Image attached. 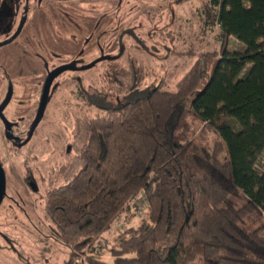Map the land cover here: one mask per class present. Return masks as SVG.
<instances>
[{"label": "trees", "instance_id": "16d2710c", "mask_svg": "<svg viewBox=\"0 0 264 264\" xmlns=\"http://www.w3.org/2000/svg\"><path fill=\"white\" fill-rule=\"evenodd\" d=\"M200 16L221 47L178 91L143 90L147 68L128 56L107 71L108 91L80 92L101 114L78 119L74 157L44 195L45 218L72 249L65 264H264V0H207ZM233 36L246 51H229ZM141 196L140 225L114 239L113 263L100 260L94 241ZM258 212L256 228L243 225Z\"/></svg>", "mask_w": 264, "mask_h": 264}, {"label": "rangeland", "instance_id": "374dc122", "mask_svg": "<svg viewBox=\"0 0 264 264\" xmlns=\"http://www.w3.org/2000/svg\"><path fill=\"white\" fill-rule=\"evenodd\" d=\"M50 1L45 0L42 11L36 9L34 0H2L0 7V102L11 94L7 113L9 118L20 123L23 142L29 137L36 118L44 76L67 61L74 62L77 67L86 66L101 51L107 48L108 52L112 51L111 38H117L118 46L121 45L117 46V54L120 55V48H123V62L133 56L147 68L143 90L161 87L163 91H178V84L200 56L219 51L221 47L217 37L219 29H203L200 13L207 0H190L183 4H176V0L72 3L73 6L100 7L96 14L86 15L63 13L62 10L50 12L47 8ZM114 28H117L116 35L111 37ZM43 35L59 38L60 45L53 47L58 54L46 52L42 46ZM81 37H88L89 41L82 46L85 52L80 55ZM173 49L185 52L184 57L170 54ZM246 49L244 43L231 37L230 52ZM14 53L19 62L16 70L11 68ZM189 53L194 56L189 57ZM104 65L107 64L98 65L92 71L59 76L52 86L37 133L22 148L20 156L15 158L7 149L0 150L6 168L4 196L0 175V264H65L68 261L72 249L59 239L54 226L45 218L44 195L57 171L74 157V148L70 156L66 148L73 144L78 119L101 114L98 108L86 106L80 91L109 90ZM120 65L127 68L128 63L127 66L126 63ZM214 65L215 62H210L208 68L212 70ZM224 167L230 169V165ZM263 169L264 157L259 164V170ZM60 183H63V177L57 182ZM234 198L226 204H231ZM132 204V212L121 213L110 231L94 241L97 252L102 254L100 260L113 263L115 258L108 250L114 239L125 230L138 227L145 217L137 214L140 206ZM131 214L135 217L130 218ZM260 216L258 212L243 225L256 228Z\"/></svg>", "mask_w": 264, "mask_h": 264}, {"label": "flooded vegetation", "instance_id": "af4514ba", "mask_svg": "<svg viewBox=\"0 0 264 264\" xmlns=\"http://www.w3.org/2000/svg\"><path fill=\"white\" fill-rule=\"evenodd\" d=\"M34 1H35V4H36V9L42 11L43 8H44L43 7V3L45 2V0H34ZM77 1H87V0H51L50 1V5L47 8L49 9L50 12H56L57 10H62L63 13H70V14L71 13H73V14L77 13L79 15H86V14H91V13H95L96 14L95 11H98L97 9L100 8V7L96 8V7L91 6V5H87V6L75 5V6H73V4L75 2H77ZM86 29H87V26H85V30ZM36 30L39 31L38 28H36ZM116 31H117V28H114L113 29V34H110L111 37H112V35H116ZM83 34H84V30H83ZM43 36H44V38H43L44 39L43 40L44 44L42 46L46 50V52L47 51L56 52L55 49H53V47L60 45L61 42L59 41V38L53 39L52 37H49L48 35H43ZM60 39L63 40L62 37ZM116 40H117V38H115V39L111 38L110 39L109 46L112 49V51L108 52V48L105 51H101L100 54H98L94 59H92L86 65V66H88L90 64H94V66L91 69H88V70L92 71L98 65H102V64L106 63L107 65H104L105 68L103 69L104 73L106 74L107 71H109V68L112 65L116 66L117 64H120V63H126V66H127V60H126V62H123V60H122L124 58V54H122L123 51H124L123 48H120L121 49V54L120 55L117 54L118 41H116ZM87 41H89L88 37H83V38L81 37V39L79 40V51H78V54L81 55V54H83L85 52L82 46ZM118 47H121V45L119 44ZM56 54H58V53L56 52ZM15 55H16L15 53L13 55H11V59H12V67L11 68L13 70H16L17 67H18V64H19V62L16 59ZM68 64H72L74 69L70 70V71H66V72H64L62 74H65V73H68V72L77 73V72L85 71V70H80L81 68H83L85 66L77 67L74 62H69V61L62 63L61 65L56 66V68H54L52 71H54L55 69H57L59 67L68 65ZM51 72H48L44 76L43 88H44V85H45V81H46L48 75ZM101 74H102V72H101ZM43 88H42V92H43ZM81 91L88 92V90H85V89H81ZM42 92H41L40 100H39V103H38V108H39V105H40ZM5 103H6V105H5V107H4L3 111H2V115H0V150L2 152V150L5 148V149H7L8 152L12 153L13 156L16 158V157L20 156L22 148L27 146L30 143V141L32 140V138L36 135L38 127L35 130V132H34L33 136L31 137L30 141L27 144L23 145V143L29 137L23 142L22 136H21L20 123L17 122V120L15 118L14 119L9 118V115L7 113V108L9 107V105L11 103V94H8V96L2 102H0V108ZM38 108L36 109V116H37ZM34 122H35V120L32 123V128H33ZM32 128H31V130H32ZM31 130L29 132V136H30ZM66 149H67L66 150L67 155L68 156L72 155V151L71 150L73 149V144L68 145ZM4 163L5 162L3 161L2 156H0V175H1L2 187H3V175H4V178H5V186H6V168L3 165ZM5 186H4V188H2V195L3 196L5 194Z\"/></svg>", "mask_w": 264, "mask_h": 264}, {"label": "water", "instance_id": "95a60500", "mask_svg": "<svg viewBox=\"0 0 264 264\" xmlns=\"http://www.w3.org/2000/svg\"><path fill=\"white\" fill-rule=\"evenodd\" d=\"M93 66H94V64H90L88 66H85V67L81 68L80 70H88V69H91ZM73 69H74L73 65L72 64H68V65H65V66H62V67H59V68L55 69L54 71H52L48 75V77H47V79L45 81L44 88H43L42 97H41L40 105H39V108H38V111H37V116H36L35 122L33 124V128L31 130L29 138L23 143V145L27 144L30 141V139L33 136L35 130L37 129V127L39 126V124L41 123L42 119L45 116L46 107H47V104H48V101H49V96H50L51 88H52V85H53L54 81L62 73L66 72V71L73 70ZM5 105H6V103L0 108V115H2V111H3L4 107H5ZM4 186H5V178H4V175H3V187L2 188H4Z\"/></svg>", "mask_w": 264, "mask_h": 264}, {"label": "built area", "instance_id": "2783aa9c", "mask_svg": "<svg viewBox=\"0 0 264 264\" xmlns=\"http://www.w3.org/2000/svg\"><path fill=\"white\" fill-rule=\"evenodd\" d=\"M137 204L139 207L137 214L142 216L145 214L146 210H147V206H148V200L146 199V197L141 196L139 197L137 200H131V202L129 203V205L131 204ZM132 204V205H133ZM84 259V256H81L79 259H77V261L74 264H82V260Z\"/></svg>", "mask_w": 264, "mask_h": 264}, {"label": "crops", "instance_id": "0c3cea01", "mask_svg": "<svg viewBox=\"0 0 264 264\" xmlns=\"http://www.w3.org/2000/svg\"><path fill=\"white\" fill-rule=\"evenodd\" d=\"M104 236V234H102L100 237H103Z\"/></svg>", "mask_w": 264, "mask_h": 264}]
</instances>
